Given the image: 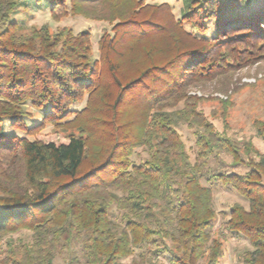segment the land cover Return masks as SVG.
Instances as JSON below:
<instances>
[{
    "label": "trees",
    "instance_id": "trees-1",
    "mask_svg": "<svg viewBox=\"0 0 264 264\" xmlns=\"http://www.w3.org/2000/svg\"><path fill=\"white\" fill-rule=\"evenodd\" d=\"M34 1L108 22L99 58L90 31L19 33L14 17ZM180 1L177 16L143 0H0V264L61 252L65 264H126L137 250L130 264H220L217 184L248 202L225 225L253 248L241 264H264V155L218 132L187 94L264 60V0ZM181 103L194 160L167 111ZM49 125L68 143L32 139ZM23 231L30 239L14 237Z\"/></svg>",
    "mask_w": 264,
    "mask_h": 264
},
{
    "label": "rangeland",
    "instance_id": "rangeland-1",
    "mask_svg": "<svg viewBox=\"0 0 264 264\" xmlns=\"http://www.w3.org/2000/svg\"><path fill=\"white\" fill-rule=\"evenodd\" d=\"M148 5L169 4L174 7L177 16L181 15L182 3L180 0H143ZM35 2V1H34ZM29 10L20 9L14 19L19 20V33L27 34L33 27L47 25L54 32L61 28H71L75 33L90 31L92 34V45L94 58H99L98 42L104 32H110L112 26L108 22L92 20L84 15L60 13L56 11V17L51 13V8L42 3L35 2V7L28 5ZM190 97L201 99L198 111L203 112L205 117L213 124L218 132H226L234 140L241 142H252L254 147L264 155V138L260 137L258 123L264 124V60L246 66L218 77L213 82L194 85L188 89ZM85 103L77 106L81 110ZM185 104L181 103L175 108L168 109L176 121V129L180 133L192 159L196 156V136L197 128H191L183 122L175 113L184 110ZM186 110V109H185ZM40 123V119H34L32 125ZM64 133L57 132L51 125L45 127L32 139H37L45 143L56 145L68 143ZM138 154L146 157L147 154L138 150ZM134 159H137L135 156ZM232 166L231 158H224ZM215 165V162H211ZM237 171L245 172V168H235ZM213 207L217 213V220L213 229L211 239L214 237L225 238L224 254L220 264H241L242 255L252 250L248 240L231 236L225 230V225L229 219L231 209L236 204H241L248 208V202L236 190L230 186L217 184L213 186ZM29 233L21 232L15 238H29ZM139 250L133 257H129L124 262L126 264L138 260ZM69 258L68 252H61L55 258L54 264H65ZM161 264L164 261L161 259Z\"/></svg>",
    "mask_w": 264,
    "mask_h": 264
}]
</instances>
